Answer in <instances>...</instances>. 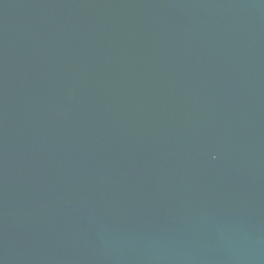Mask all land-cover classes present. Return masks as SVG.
Returning <instances> with one entry per match:
<instances>
[{
  "label": "water",
  "instance_id": "obj_1",
  "mask_svg": "<svg viewBox=\"0 0 264 264\" xmlns=\"http://www.w3.org/2000/svg\"><path fill=\"white\" fill-rule=\"evenodd\" d=\"M0 264H264V0H0Z\"/></svg>",
  "mask_w": 264,
  "mask_h": 264
}]
</instances>
